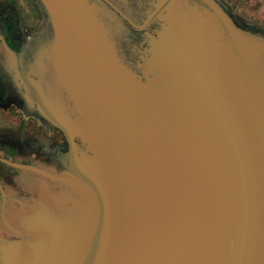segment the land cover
<instances>
[{
	"label": "water",
	"instance_id": "water-1",
	"mask_svg": "<svg viewBox=\"0 0 264 264\" xmlns=\"http://www.w3.org/2000/svg\"><path fill=\"white\" fill-rule=\"evenodd\" d=\"M32 2L30 33L0 4L2 47L66 143V192L12 213L0 264H264V23L224 0Z\"/></svg>",
	"mask_w": 264,
	"mask_h": 264
},
{
	"label": "flooded vegetation",
	"instance_id": "flooded-vegetation-1",
	"mask_svg": "<svg viewBox=\"0 0 264 264\" xmlns=\"http://www.w3.org/2000/svg\"><path fill=\"white\" fill-rule=\"evenodd\" d=\"M4 1L14 8V14L16 12L19 17L17 22L24 25L26 33L35 31L41 14L32 0H0V4L4 5ZM224 1L233 10L264 23V0ZM7 26L13 28L9 22ZM45 31L49 32L47 26ZM2 42L0 35V227L4 228L5 222H15L12 213L27 206L32 195L41 194L53 199L66 192V184L53 164L63 153L66 143L60 132L41 118L36 110V113L28 111L17 101L11 76L15 68L5 59ZM54 73L58 76L57 98L62 108L80 121L61 77L55 70Z\"/></svg>",
	"mask_w": 264,
	"mask_h": 264
}]
</instances>
